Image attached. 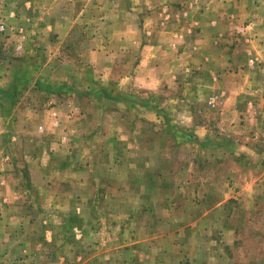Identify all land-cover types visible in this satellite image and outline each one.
<instances>
[{
  "label": "rangeland",
  "instance_id": "obj_1",
  "mask_svg": "<svg viewBox=\"0 0 264 264\" xmlns=\"http://www.w3.org/2000/svg\"><path fill=\"white\" fill-rule=\"evenodd\" d=\"M0 264H264V0H0Z\"/></svg>",
  "mask_w": 264,
  "mask_h": 264
},
{
  "label": "crops",
  "instance_id": "obj_2",
  "mask_svg": "<svg viewBox=\"0 0 264 264\" xmlns=\"http://www.w3.org/2000/svg\"><path fill=\"white\" fill-rule=\"evenodd\" d=\"M192 52L195 53L193 50H192ZM177 61H178V60H177ZM179 66H180V65H172V63L169 62V63L167 64V67H166V68H168V69L170 68V72H169V73H173V72H174V74H175V73L179 72V71H178V69L180 68ZM187 113H188V111L186 110L184 114H187Z\"/></svg>",
  "mask_w": 264,
  "mask_h": 264
}]
</instances>
